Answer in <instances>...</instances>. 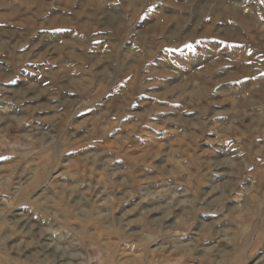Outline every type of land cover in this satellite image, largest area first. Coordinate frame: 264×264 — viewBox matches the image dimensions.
<instances>
[{"label": "rangeland", "instance_id": "obj_1", "mask_svg": "<svg viewBox=\"0 0 264 264\" xmlns=\"http://www.w3.org/2000/svg\"><path fill=\"white\" fill-rule=\"evenodd\" d=\"M0 264H264V0H0Z\"/></svg>", "mask_w": 264, "mask_h": 264}]
</instances>
